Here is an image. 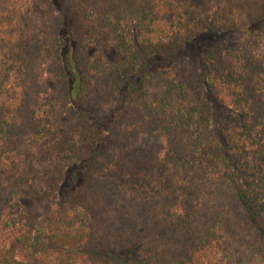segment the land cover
Segmentation results:
<instances>
[{"label": "trees", "instance_id": "trees-1", "mask_svg": "<svg viewBox=\"0 0 264 264\" xmlns=\"http://www.w3.org/2000/svg\"><path fill=\"white\" fill-rule=\"evenodd\" d=\"M35 260L264 264V0H0V264Z\"/></svg>", "mask_w": 264, "mask_h": 264}, {"label": "rangeland", "instance_id": "rangeland-1", "mask_svg": "<svg viewBox=\"0 0 264 264\" xmlns=\"http://www.w3.org/2000/svg\"><path fill=\"white\" fill-rule=\"evenodd\" d=\"M61 39L64 44V53L65 55H69L70 53V48H69V35L67 31H63L61 34ZM231 36L229 33H218V32H208L206 33L203 37H201L198 42L201 45H214L218 42H225L227 40H230ZM106 56L108 60H113L116 58V54L114 51V48L110 46L107 50ZM22 205L24 209L26 210L27 215L29 216L30 219L33 220H39L41 219L42 216V208L41 205L37 204L35 200L33 199H27V200H21ZM31 264H38V261L35 260Z\"/></svg>", "mask_w": 264, "mask_h": 264}]
</instances>
